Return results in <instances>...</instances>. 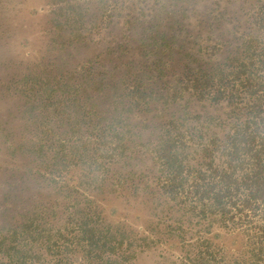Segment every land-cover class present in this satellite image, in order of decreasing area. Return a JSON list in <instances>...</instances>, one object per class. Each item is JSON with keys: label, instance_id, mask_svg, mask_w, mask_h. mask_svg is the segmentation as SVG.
I'll use <instances>...</instances> for the list:
<instances>
[{"label": "trees", "instance_id": "obj_1", "mask_svg": "<svg viewBox=\"0 0 264 264\" xmlns=\"http://www.w3.org/2000/svg\"><path fill=\"white\" fill-rule=\"evenodd\" d=\"M85 10L80 5L54 18L52 29L62 41L65 36L68 40L43 68L6 86L15 106L0 120V157L6 159L0 163V264H112L117 239L123 247L127 234L124 228L114 232L105 226L93 207L94 193L105 185H118L133 195L158 194L159 206L167 200L192 203L190 216H182L179 226L183 255L177 264H226L211 254L210 240L187 241L186 223L208 213L231 216V251L240 245L238 224L253 227L262 222L256 226L258 242L247 249L245 243L239 256L231 254V264H264V46L248 42L213 64L197 63L195 54L183 55L179 60L186 84L166 91L160 81L181 46L175 34L159 30V19L137 33L138 48L153 55L149 63L90 59L81 71L63 67L92 20ZM214 87L212 102L231 104V126L221 141L206 124L222 127L225 121L194 112L195 103ZM180 89L189 91L190 98L172 107ZM16 119L25 124L23 144L14 138ZM187 138L193 144L192 157ZM139 140L158 147L156 157L167 178L162 191L154 193L149 186L141 188L142 181L123 178L125 168L108 154L103 156L108 163L98 167L97 146L103 153L114 144L131 150ZM132 160L140 161L132 158L124 166L134 168ZM79 168H88L92 178L81 175ZM109 171L119 182L98 181L97 172ZM190 176L194 182L189 193ZM79 186H89L84 200L76 191ZM164 232L160 241L177 246V228L168 225Z\"/></svg>", "mask_w": 264, "mask_h": 264}, {"label": "rangeland", "instance_id": "obj_2", "mask_svg": "<svg viewBox=\"0 0 264 264\" xmlns=\"http://www.w3.org/2000/svg\"><path fill=\"white\" fill-rule=\"evenodd\" d=\"M80 5L85 6L87 18L92 20L85 24L82 38L78 39L80 42L73 44L78 45L71 48L72 54L67 55L62 62L63 67L70 71H81L90 59L99 63L113 60L114 64H117L120 59V62L125 63L132 61L137 63L141 60L149 63L153 55L148 51L143 53L138 48L136 38L143 27L156 19H159L157 26L159 30L175 34L177 45L181 46L180 54L172 59L169 71L163 74L160 81L166 91L178 86L184 88L186 84V72L181 67L182 59L179 60L183 55L195 54L194 59H198L197 63L213 64L223 60L229 51L241 46L244 48L248 42L255 43L259 48L264 46V0H0L1 121L8 118L15 106L11 97L14 94L6 90L9 81L19 82L25 74L36 72L49 63L52 54L54 56L58 54L61 43L64 44L68 37L65 36L64 41L59 38L56 29H52L53 19L59 17L61 13L69 15ZM259 52L261 51H257L256 54ZM180 90L182 92L177 102L172 100L170 104L172 107L190 98L189 91ZM214 90L216 91V87L209 91L211 92L209 95L195 103L194 112L214 119L217 117L222 123L225 121L222 127L214 123L206 124V128L211 127L216 132L217 139L221 141L231 126V104L225 100L213 103ZM168 108L171 109L169 106ZM16 120L12 124L15 130L14 138L23 144L26 142L23 138L25 124L19 119ZM209 136L210 134H206L205 140H208ZM186 140L189 145L187 149L189 157H192L193 144L189 138ZM157 148L152 143L143 144V141L139 140L131 150L114 144L107 153L99 152L98 146L94 153L97 154L98 167H102L101 164L104 162L108 163L109 160L103 159V156L108 154L112 156V161L125 168L121 170L124 172L123 178L142 181L145 185L141 184V188L149 186L156 193L162 191L167 180L166 171L156 157ZM89 155L87 150L86 159ZM129 158H138L140 161L132 160L134 168L130 169L123 164L124 161L131 160ZM5 160L2 155L0 163ZM79 170L82 171H79L81 175L88 174L92 178L93 175L89 173L88 168ZM95 176H100L98 181L107 178L109 183L119 182L113 178L118 177L113 171L97 172ZM91 178L88 182L92 181ZM189 180L185 191L190 193V185H193L191 182H194V179L190 176ZM88 188L89 186L76 188L81 199L84 200L88 196ZM94 194L96 200L93 207L103 215L102 221L105 226L111 227L114 232L124 228L122 233L127 234L123 247L120 239H117L119 245L114 253V259L111 260L112 264L178 263L179 256L183 255L179 247L181 228L179 226L182 223V216L185 218L190 216L189 208L192 207V203L176 204L164 197L167 203H164L165 206H159L158 194H145L140 191L138 195H133L118 185L114 187L105 185L103 191H96ZM193 200L191 199L195 204ZM229 212L231 214V208ZM69 222L73 225L75 219ZM65 223L62 222L63 226L67 224ZM186 224L184 228L187 230V241L191 242L190 244L196 240H210L211 254L219 261L231 264V254L239 256L245 251V243L247 249L258 242L260 233L259 230L257 232L256 226L260 227L263 223H255L253 227L238 224L240 236L237 239L240 245L235 251H231V238H235L231 235V216L222 218L218 214L208 213L207 216H199ZM168 225L177 228L179 242L177 246L168 244L169 247L160 241L165 238L164 230ZM55 235L58 238V234ZM53 262L41 261L40 264Z\"/></svg>", "mask_w": 264, "mask_h": 264}]
</instances>
